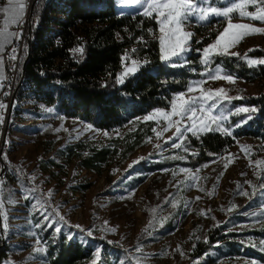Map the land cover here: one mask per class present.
<instances>
[{
  "label": "rangeland",
  "instance_id": "rangeland-1",
  "mask_svg": "<svg viewBox=\"0 0 264 264\" xmlns=\"http://www.w3.org/2000/svg\"><path fill=\"white\" fill-rule=\"evenodd\" d=\"M235 2L239 0H225L223 3L220 0H213L211 5H204V7L223 8ZM115 4L117 12L121 14L134 15L141 14L143 11L142 8L134 5L119 6L123 4V0H115ZM247 11H255V7L249 5ZM230 19L234 24L245 23L253 27L264 28V22L254 21L248 17L242 18L239 12L231 13ZM228 21L229 18L212 15L207 22H200L193 16L185 24V31L193 33L190 48L199 52L200 61L203 48L216 41ZM212 32H215L214 38L200 46L204 38ZM147 34L159 45L158 25L155 31H149ZM250 48H259L264 51V33L244 36L229 49V53L243 52ZM133 50L134 45L124 50L119 75L126 66H131L132 60H136L140 66L146 62L145 58ZM190 51L176 60L178 64L184 62ZM249 60H264V55L247 57V63ZM203 66V70L197 77L191 78L188 84L191 81L204 80L202 87L205 90L214 91L222 88L229 97L233 98L258 94L264 90V76L253 81H246L223 70L220 66ZM217 67L220 68L221 75L230 74L236 78L235 82L212 80L207 75H201L202 72L215 75ZM187 86L184 90L175 93L186 92ZM199 94L196 92L189 95L198 96ZM212 102L215 101L209 103ZM223 103L228 104L227 101ZM35 104L36 102L31 100L30 96L18 99L11 104L7 115L9 119L4 128V147L0 151L6 160L5 172L11 171L9 164L18 168L22 176L45 194L48 206L34 194L32 189L24 186L18 176L12 186L5 190L6 175L2 174L0 199L3 202V211L9 216V220L7 221L8 229L5 230L3 218L0 217L3 241L8 248V257L1 264H48L46 258H38L39 255L45 253L44 231L50 222L57 219L55 212L49 211L48 207L59 211L70 225L79 224L85 229L91 228L93 231L91 238H100L110 243L120 244L127 251V256L120 254L116 264H137V260L139 264H188L191 233L195 239H205L209 231L223 225L226 227L224 231L237 232L246 228L264 227V146L257 139L252 137L237 139L217 158L205 163L199 172L192 170L191 173H184L181 171L182 168H165L145 172L144 180L131 188L125 186L126 180L142 173L137 170L138 165L135 166L133 162L141 157H148L149 161L157 159V154L161 155L173 148L172 142L167 141L175 133L174 127L163 132L159 138L152 132L146 144L136 149L127 160L119 161L115 158L109 166L105 165L102 168L100 174L82 169L76 164L75 159L63 168L44 171L39 168V160L47 158L58 160L59 156L54 151L62 142L68 139L72 142L83 139L97 146L106 145L113 139H119L123 129L98 131L81 121L62 119L51 107H44L40 103L37 106ZM236 107L245 106H233L231 101L229 108L234 110ZM48 109L51 111H47ZM156 109L170 110V103L166 108ZM219 111L220 109H217L213 114L218 115ZM36 112L42 113L41 116H38ZM225 114L228 115L227 112ZM145 115H142L140 119L145 121L143 119ZM236 115L238 114L228 115L224 127L229 130L233 129L229 121ZM8 122L11 125L7 128ZM150 122L158 132L166 127L163 121L159 125L155 121ZM56 129L60 130L56 131ZM154 153L155 156H153ZM258 161L260 163H257ZM193 174L199 176L198 181H191L190 176ZM82 183H90V186L85 190H80L77 187ZM193 183L196 186H192ZM181 192L180 199L184 202V210L173 220L171 229L159 233L151 242L133 246L136 235L148 223V215L156 213L153 207H157L159 203L171 205L177 201ZM241 192H247L248 195H240ZM170 208L169 206L168 210ZM45 209L48 214H51L48 221L44 219ZM32 213L41 215V221L45 223V226L37 227L38 224H33L30 218ZM55 227H60L70 234L63 223H53V231ZM109 229H115V231H109ZM235 239L251 245L253 251L264 252V243H262L264 239L251 235L238 236ZM79 240L92 246L95 253L98 248L100 249L99 245L89 239L79 237ZM37 241L40 243L37 244ZM37 248H42L44 251L38 252ZM137 248L140 251H137ZM211 255L218 256L213 252ZM195 261L191 263H199L198 260ZM220 263L264 264V262L243 254L233 256L220 254L216 264Z\"/></svg>",
  "mask_w": 264,
  "mask_h": 264
},
{
  "label": "trees",
  "instance_id": "trees-1",
  "mask_svg": "<svg viewBox=\"0 0 264 264\" xmlns=\"http://www.w3.org/2000/svg\"><path fill=\"white\" fill-rule=\"evenodd\" d=\"M30 14L35 25L22 52L12 104L30 96L36 106L40 103L51 107L62 119L81 121L98 131L123 129L119 139H113L106 145L97 146L83 139L62 142L54 151L59 156L58 160H39V168L44 171L63 168L75 159L82 169L100 174L102 168L109 166L115 158L127 160L136 149L146 144L153 132V123L141 120V116L153 109L168 107L173 94L184 90L189 80L197 77L204 68L199 52L194 49L183 62L187 66L161 62L158 42L147 34L156 30L155 19L139 13H118L115 0H34ZM214 36L215 32L206 36L200 46ZM132 45L146 62L136 75L126 78L124 84H118L116 77L121 69V56ZM77 48H83V53L73 51ZM263 52V49L250 48L238 52L237 56H212L208 66H220L239 78L253 81L264 76V65L249 66L246 59L264 55ZM175 63L178 64L177 61ZM236 97L240 98L232 99V105H244L250 111L230 119L232 137L209 132L197 140L187 134L184 144L189 152L183 148H170L151 161L147 160L148 157L139 158L135 166L138 165L137 170L142 173L126 180L125 186L135 187L144 180L148 171L165 168H188L191 171L199 168L201 171L205 163L217 158L241 137H252L264 146V90ZM36 114L41 116L42 113ZM245 120L246 123H241ZM8 125L11 123H7V128ZM177 155L186 158L173 159ZM1 162L0 170L4 166L2 174L6 175L5 190L18 176L24 186L32 189L48 206L45 194L22 176L18 168L9 164L11 171L5 172L6 160L2 155ZM89 186L90 183H82L77 188L85 190ZM181 196L182 192L177 201L169 205V210V206L161 203L153 207L156 213L148 215V223L136 235L133 246L151 242L159 233L171 229L173 220L184 210ZM47 209L53 213L51 207ZM30 218L33 224L45 226L41 215L32 213ZM66 228L70 234L62 228L60 233H56L52 227H47L44 231L45 253L38 258H46L48 264H116L120 254L127 256V251L118 243L91 238L75 227L66 225ZM224 229L225 225L209 231L205 239H195L191 233L188 264L195 260H198L197 264H216L220 254H243L264 262V252L253 251L251 245L235 239L247 235L264 239V227L246 228L241 232ZM79 237L99 245L101 258L98 259L93 247L80 241ZM3 240L0 234V264L8 257V248ZM212 252L218 256L213 257Z\"/></svg>",
  "mask_w": 264,
  "mask_h": 264
},
{
  "label": "snow or ice",
  "instance_id": "snow-or-ice-1",
  "mask_svg": "<svg viewBox=\"0 0 264 264\" xmlns=\"http://www.w3.org/2000/svg\"><path fill=\"white\" fill-rule=\"evenodd\" d=\"M221 3L225 0H220ZM213 0H123V4L119 5H134L142 8V15L149 18H154L159 31V51L160 60L165 64L171 66H187L186 62L177 64L175 63L179 57L186 54L191 50L190 39L193 33L185 31V24L190 21V18L195 16L200 22H207L210 16L215 15L216 17L229 18L227 26L224 27L223 31L217 36L216 41L213 44L203 48L201 55V64L208 65L211 63L212 56H227L229 54L237 56L238 53H229V49L234 47L244 36L252 33H264V28L253 27L250 24L245 23H232L230 14L239 12L240 17H248L254 21L264 22V0H239V2L231 3L230 6L223 8L204 5H211ZM249 5L255 7V11H247ZM26 5L24 0H6V5L0 7V14H3V27H0V68L3 66V53L6 45H11L13 39L19 40L22 36V31L15 32L10 31L11 26L20 28L23 23V17L25 15ZM151 31V30H150ZM17 49L12 48V54L9 56L10 60L16 59ZM76 53H83V48H77L73 50ZM134 51V50H133ZM125 59V58H122ZM249 66L256 64H264V60H249ZM140 70V65L136 60L131 61V66H126L124 71L116 77L118 84H124L126 78L134 76ZM195 71V69H192ZM220 68L217 67L216 74L212 75L209 72H202L201 75H207L212 80H226L229 83H234L235 79L230 74L221 75ZM3 80V76L0 75V81ZM205 83L204 80L191 81L186 89V92L174 93L170 101V110L154 109L151 113L144 116L145 121H155L158 125L161 121L165 122L166 127L158 132L156 128L152 131L159 138L163 132L168 131L170 128H175V133L172 137L168 138L167 142H172L173 148H183V151L189 152V148L185 146L184 142L187 139V134L190 133L192 137L197 140L200 139L201 135L209 132H218L224 136L232 137L233 132L228 128L224 127V123L228 120V115L239 114L243 112H249L250 109L246 107H236L234 110L229 108L232 99H239L240 97H229L224 89L217 90H205L202 85ZM3 84L0 83V88ZM199 92L197 95H189L191 93ZM9 93H5L8 95ZM210 101H215L209 103ZM227 101L228 104L223 102ZM6 108L4 103H0V110ZM217 109H220L219 114H213ZM47 111H51L48 109ZM255 111V109H251ZM228 113L226 115L225 113ZM176 118V119H173ZM251 117H248L250 119ZM3 122V117L0 116V123ZM242 121L241 123H246ZM214 125V127H213ZM239 126V125H238ZM60 129H56L59 131ZM159 147V145H157ZM195 154V153H192ZM186 157L174 156L173 159L182 160ZM139 161H134L136 164ZM257 163H260L259 161ZM132 167V165H130ZM182 172L191 173L188 168H182ZM199 172V168L196 170ZM191 181L196 182L199 180L198 175H191ZM192 186H196L193 183ZM51 195V193H49ZM240 195L247 196V192H241ZM51 206V205H49ZM35 207V205H33ZM59 207V206H57ZM55 212L56 220L50 222L48 227H52L53 223H63L69 227H75L80 232H86L87 236L92 237L93 231L91 228L85 229L81 225H70L65 219V216L60 215L59 211L53 209ZM51 214L47 213L45 209L44 219L50 220ZM0 217L3 218V228L8 229L9 216L3 211V202L0 199ZM41 227V225H37ZM62 229L55 227V232L60 233ZM109 231H115V229H109ZM71 239V237H68ZM40 241H37L39 244ZM264 243V242H262ZM36 251H44L42 248H37ZM137 251H140L137 248ZM102 249L96 250V257L101 258ZM139 264V260H137Z\"/></svg>",
  "mask_w": 264,
  "mask_h": 264
},
{
  "label": "built area",
  "instance_id": "built-area-1",
  "mask_svg": "<svg viewBox=\"0 0 264 264\" xmlns=\"http://www.w3.org/2000/svg\"><path fill=\"white\" fill-rule=\"evenodd\" d=\"M34 0H24L26 9L25 15L23 17V23L20 28L15 26L10 27V31L20 32L22 31V36L19 40L13 39V43L11 45H6L3 55V71L2 76L3 80L0 83L3 84V87L0 88V103H4L6 108L0 110V116L3 117V122L0 123V150L3 146V138H4V126L9 119L8 110L11 108V100H13L14 85L17 83V75L19 74V65L22 58V52L25 47L26 39L29 41V34L32 31V24H34V17H31V5ZM15 47L17 49L15 55V60H10L9 56L12 54V48ZM5 93H9L5 95ZM5 144V143H4ZM2 151H0V160H1ZM2 164V162L0 163ZM4 171V166L0 170V178ZM0 234H2L0 228Z\"/></svg>",
  "mask_w": 264,
  "mask_h": 264
},
{
  "label": "crops",
  "instance_id": "crops-1",
  "mask_svg": "<svg viewBox=\"0 0 264 264\" xmlns=\"http://www.w3.org/2000/svg\"><path fill=\"white\" fill-rule=\"evenodd\" d=\"M5 5H6V0H1L0 7H4ZM0 27H3V14H0ZM2 71H3V68H0V75H2Z\"/></svg>",
  "mask_w": 264,
  "mask_h": 264
},
{
  "label": "bare ground",
  "instance_id": "bare-ground-1",
  "mask_svg": "<svg viewBox=\"0 0 264 264\" xmlns=\"http://www.w3.org/2000/svg\"><path fill=\"white\" fill-rule=\"evenodd\" d=\"M35 25V21H34V24H32V27ZM11 104H12V100H11ZM5 128V126H4ZM1 236L3 237V235L1 234ZM4 239V238H3Z\"/></svg>",
  "mask_w": 264,
  "mask_h": 264
}]
</instances>
